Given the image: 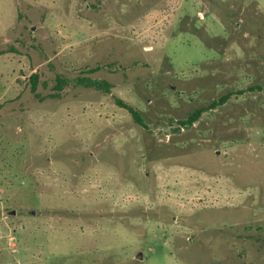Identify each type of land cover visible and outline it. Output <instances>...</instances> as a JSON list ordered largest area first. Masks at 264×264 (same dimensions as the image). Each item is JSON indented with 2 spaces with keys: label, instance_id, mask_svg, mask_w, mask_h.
<instances>
[{
  "label": "rangeland",
  "instance_id": "1",
  "mask_svg": "<svg viewBox=\"0 0 264 264\" xmlns=\"http://www.w3.org/2000/svg\"><path fill=\"white\" fill-rule=\"evenodd\" d=\"M0 52V264H264V0H0Z\"/></svg>",
  "mask_w": 264,
  "mask_h": 264
},
{
  "label": "trees",
  "instance_id": "2",
  "mask_svg": "<svg viewBox=\"0 0 264 264\" xmlns=\"http://www.w3.org/2000/svg\"><path fill=\"white\" fill-rule=\"evenodd\" d=\"M3 52H0V55H2ZM78 83L79 84H86L87 86L90 87H94L96 89H100V90H104L105 92L109 93V86L108 83H106L105 81H100V80H92V79H78ZM32 91L35 92V84L32 83ZM58 90L62 89V82L59 86H57ZM228 98L227 95L223 96L222 98L219 99V101H217L218 103L214 102L210 105L209 108H213L214 106H216L217 104H221L223 103L226 99ZM116 104L125 109L129 115L132 117L133 121L139 125V126H143L145 127V123L140 115V112L135 109L134 107L126 104L125 102H123L120 99H115ZM205 109H197L195 110L193 113H191L189 115V117L185 120V121H181L180 123L183 126H191L195 121H197V119L200 117V114L204 111Z\"/></svg>",
  "mask_w": 264,
  "mask_h": 264
}]
</instances>
